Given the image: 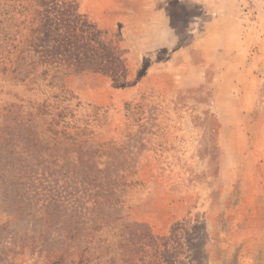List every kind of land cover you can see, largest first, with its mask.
<instances>
[{
  "label": "rangeland",
  "instance_id": "374dc122",
  "mask_svg": "<svg viewBox=\"0 0 264 264\" xmlns=\"http://www.w3.org/2000/svg\"><path fill=\"white\" fill-rule=\"evenodd\" d=\"M221 1L0 0V264H264V0Z\"/></svg>",
  "mask_w": 264,
  "mask_h": 264
},
{
  "label": "crops",
  "instance_id": "0c3cea01",
  "mask_svg": "<svg viewBox=\"0 0 264 264\" xmlns=\"http://www.w3.org/2000/svg\"><path fill=\"white\" fill-rule=\"evenodd\" d=\"M202 2L207 4L208 8L211 9H220L221 7V0H216L214 4H211V0H202ZM224 21L221 20V17L216 16L209 22L205 24V33L201 38H196L193 41L194 47H197L202 50L203 54L205 56H214V48H216L219 44L220 39L222 38L223 32L226 30V27L224 26ZM144 25L147 27L145 29V32L147 34H151V31L153 34L155 33L157 36L162 38L163 34L168 33L171 30V26L169 23V19L167 16H165V12L162 10L153 11L151 13V19H147L145 21ZM151 30V31H150ZM233 44V50L231 51L233 54L237 52L235 55V60L240 57V48L242 46V43L240 40H234L232 42ZM145 54L147 55L148 51L150 50H156L159 47V44L155 43L154 40H149L145 43ZM177 51L175 52V54Z\"/></svg>",
  "mask_w": 264,
  "mask_h": 264
},
{
  "label": "trees",
  "instance_id": "16d2710c",
  "mask_svg": "<svg viewBox=\"0 0 264 264\" xmlns=\"http://www.w3.org/2000/svg\"><path fill=\"white\" fill-rule=\"evenodd\" d=\"M89 248H90V245L88 244V245L85 247L84 250H89Z\"/></svg>",
  "mask_w": 264,
  "mask_h": 264
}]
</instances>
